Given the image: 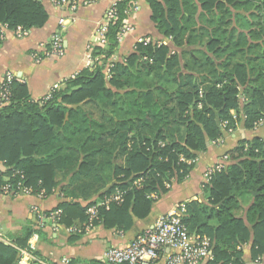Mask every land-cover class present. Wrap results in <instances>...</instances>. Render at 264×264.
Listing matches in <instances>:
<instances>
[{"label":"trees","instance_id":"obj_1","mask_svg":"<svg viewBox=\"0 0 264 264\" xmlns=\"http://www.w3.org/2000/svg\"><path fill=\"white\" fill-rule=\"evenodd\" d=\"M147 1L168 44H138L126 62L113 64L109 77L105 66L119 48L130 6L124 1L107 45L95 47L101 58L94 66L46 100H33L27 84L16 81L0 106V161L9 167L0 181L21 171L34 193L45 188L49 194L73 173L71 195L90 200L56 207L63 210L59 224L84 223L89 205L121 188L125 201L103 208L97 225L129 230L134 217L150 214L152 193L191 172L194 165L180 162L181 155L195 158L227 136L222 121L253 129L264 119V0ZM48 19L42 0H0V23L11 30L42 28ZM189 48L199 56L187 62L192 73L185 74L181 50ZM225 154L232 163L203 188V198L186 203L183 222L212 238L214 263L247 264L245 245L252 260L264 255V137L243 139ZM140 177L145 181L134 184ZM244 195L250 199L245 217L237 214ZM35 231L0 242V264H18Z\"/></svg>","mask_w":264,"mask_h":264},{"label":"crops","instance_id":"obj_2","mask_svg":"<svg viewBox=\"0 0 264 264\" xmlns=\"http://www.w3.org/2000/svg\"><path fill=\"white\" fill-rule=\"evenodd\" d=\"M42 1L49 11L46 25L29 30V34L22 38L13 30H8L0 43V81L7 71L14 72L21 79V83L27 84L32 99L36 101L44 99L55 88H65L70 78L88 67L86 48L93 41L98 24L106 18L113 0H101L91 6H82L73 14L52 5L49 0ZM136 1L140 9L127 13V19L134 25L135 30L120 43L116 53L109 59L104 70L107 75L114 63L127 61L128 56L134 52L133 45L137 37L149 36L153 40H165L151 18L152 10L148 1ZM60 18L65 20L64 26L60 25ZM59 30L63 34L66 50L65 56L61 58L55 54H48L50 39ZM181 52V62L186 65L187 62L191 64L192 57L199 56L197 48ZM183 72L191 74V65L188 64L186 69L183 67ZM241 99L244 100L242 96ZM231 112L235 114V111ZM254 137H264V124L259 128L247 129L240 123L236 133L225 137L222 146L210 142L208 150L198 154V162L187 177L182 181L176 178L172 180L170 187L166 188L167 191L158 194L150 214L145 218L134 217L133 226L129 230L108 228L101 222L92 232L82 234H70L67 230L69 226L65 223L55 226L48 222L45 227L38 228L31 210L33 205L50 211L65 202L77 201L82 206L90 202L81 195L77 197L71 195L73 173H70L51 193L48 194L46 191L43 198L36 195L0 193V235L11 242L25 236L29 230H37L40 237L33 254L47 264H60L65 257L70 258L74 264H109L104 260V254L109 247L127 245L137 234L153 225L162 214L175 211L180 204L203 198L202 182L205 169L218 162L225 152L235 148L241 140ZM231 163L228 162L227 166ZM8 169L7 164L0 161V172H6ZM96 197L97 195L93 199ZM249 202L247 196L241 197L238 215L245 217ZM74 221L79 222L77 219ZM244 248L247 264H264V255L252 260L250 246L245 245ZM23 249L26 248L20 249V252ZM18 264L37 262L20 253ZM157 264H166V256L162 255Z\"/></svg>","mask_w":264,"mask_h":264},{"label":"built area","instance_id":"obj_3","mask_svg":"<svg viewBox=\"0 0 264 264\" xmlns=\"http://www.w3.org/2000/svg\"><path fill=\"white\" fill-rule=\"evenodd\" d=\"M52 5L62 8L70 13H75L82 6H91L101 0H49ZM128 1L129 8L126 13L131 10L138 11L140 6L136 0H113L109 6L106 14V18L100 22L94 31L93 41L87 46V66H94L101 56H95V47L104 48L107 45V32L109 26L116 22L119 18V5L120 3ZM64 19L60 18L59 23L64 26ZM11 30L8 24L0 23V39L5 37V33ZM19 37H25L29 34V30L24 29L22 26H18L12 29ZM135 30L134 25L129 23L127 17L123 20V25L119 33L117 34V40L122 43L127 36L133 33ZM172 38H170L171 40ZM138 44L149 45L153 44L157 47L168 44V40H153L149 36H139L134 42V51L137 50ZM48 54H55L58 57H63L66 54L63 34L59 30L52 35L49 42ZM108 76H111L110 71ZM21 82V79L15 75L12 71H7L2 80L0 81V104L8 103L11 96V88L14 82ZM56 89V88H55ZM51 90L49 94L44 98L49 99L52 95ZM200 96H203V91L200 92ZM201 107V104H199ZM264 119L255 123L254 128L263 126ZM221 127L225 130L227 136L236 133L240 126L237 122L233 126L228 120L220 123ZM225 137L217 139L214 144L222 146L224 144ZM164 146V143H159ZM180 162H184L188 165H195L198 162V158H187L184 155L180 156ZM229 162V156L227 154L222 155L221 159L208 166L203 173L202 185L205 187L210 184L214 175L217 172H221L225 169ZM19 175L20 179L17 182H13L12 177ZM1 177V172H0ZM145 177H140L135 180L134 184L141 185L145 181ZM175 177L172 179L174 180ZM25 174L21 171H16L12 176H6L0 181V193L5 195H36L38 198H43L46 195L45 188L40 189L37 193H34L32 186L25 184ZM165 186L170 187V182L165 181ZM126 190L116 188L113 192L105 195L102 199L88 206L86 215L87 219L84 223H78L71 225L67 228L70 234H82L86 232H92L97 227V222L100 221V212L104 208L109 210L113 204H122L125 201ZM152 199L158 198L157 193H152L150 196ZM32 212L37 220L38 228L45 227L48 222L58 226L60 219L63 215L62 209H53L45 211L38 205L32 206ZM187 213L186 203L180 204L175 211L159 216L153 225L144 229L142 232L136 235L133 240L125 246H111L105 254L104 260L109 264H157L162 255L166 256V264H218L214 263L215 257L213 253L214 243L209 236H202L190 232L188 226L183 222V218ZM39 232L32 233L28 240V247L21 250V255L28 256L34 259L37 264H47L42 260L36 258L33 251L37 249V242L39 240ZM0 242L10 243L0 235ZM60 264H74L70 258H63Z\"/></svg>","mask_w":264,"mask_h":264},{"label":"rangeland","instance_id":"obj_4","mask_svg":"<svg viewBox=\"0 0 264 264\" xmlns=\"http://www.w3.org/2000/svg\"><path fill=\"white\" fill-rule=\"evenodd\" d=\"M109 61V60H108ZM111 62V61H110ZM109 62V63H110ZM108 63V62H107ZM0 106H1V104H0ZM221 159V158H220ZM229 161H231L230 159H229ZM244 196H247V195H244ZM247 198L249 199V195L247 196ZM239 213V212H238Z\"/></svg>","mask_w":264,"mask_h":264}]
</instances>
